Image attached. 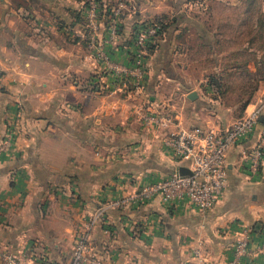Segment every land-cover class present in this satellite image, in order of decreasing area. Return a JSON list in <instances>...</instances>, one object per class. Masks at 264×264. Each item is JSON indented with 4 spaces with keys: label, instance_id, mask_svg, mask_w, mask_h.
Segmentation results:
<instances>
[{
    "label": "crops",
    "instance_id": "0c3cea01",
    "mask_svg": "<svg viewBox=\"0 0 264 264\" xmlns=\"http://www.w3.org/2000/svg\"><path fill=\"white\" fill-rule=\"evenodd\" d=\"M176 1L125 0L118 37L107 47L111 58L128 62L132 29L142 18L165 13L178 28L183 1ZM191 2L187 31L202 36V55L193 41L184 56L166 30L146 61L143 89L135 91L102 71L82 39L84 0H0V137L12 131L15 139L0 157V264L8 251L28 264H68L76 234L101 206L105 218L90 239L107 264H197L196 249L224 261L243 224L252 230L253 248L264 242V163L250 177L238 145L227 152V184L208 210L159 197L109 205L176 168L164 140L178 128L224 129L264 96L257 20L244 42L242 7L222 5L214 13L206 0ZM209 16L217 20L206 28ZM69 26L77 34H68ZM246 53L256 64L245 60L241 69ZM148 106L172 116L169 129L142 126ZM261 121L246 143L257 140ZM255 260L264 263V253Z\"/></svg>",
    "mask_w": 264,
    "mask_h": 264
},
{
    "label": "built area",
    "instance_id": "2783aa9c",
    "mask_svg": "<svg viewBox=\"0 0 264 264\" xmlns=\"http://www.w3.org/2000/svg\"><path fill=\"white\" fill-rule=\"evenodd\" d=\"M126 9L125 0H84V20L86 34L82 39L93 51L95 59L101 64L102 71L112 72L123 84H130L135 91L143 89L146 61L163 35L161 18L145 17L135 22L130 44L129 60L126 64L111 58L108 46L116 41L119 34L120 19ZM109 11V13H107ZM107 16L103 35L101 21ZM68 34H77L73 26L66 28ZM264 117V96H262L243 115L235 118L224 129H214L201 125L178 128L164 140V145L176 162V168L167 176L143 182L127 197L113 200L109 205L121 207L128 203L147 202L159 197L165 204L186 200L193 208L205 211L212 208L222 196L227 184L226 155L233 146H241V162L250 177H257L264 163V122L257 140L246 143ZM145 128L167 130L173 123L172 116L156 107L142 109L139 116ZM15 139L12 131L0 137V157L13 150ZM186 162V163H184ZM179 166H186L191 174L180 175ZM105 206L99 207L83 223L76 234L68 264H107L93 252L91 232L96 224L105 218ZM252 230L243 224L231 246V252L224 261L209 259L196 249L194 258L197 264H264L255 257L264 253V242L252 247ZM29 258L20 253L5 252L2 264H28Z\"/></svg>",
    "mask_w": 264,
    "mask_h": 264
},
{
    "label": "rangeland",
    "instance_id": "374dc122",
    "mask_svg": "<svg viewBox=\"0 0 264 264\" xmlns=\"http://www.w3.org/2000/svg\"><path fill=\"white\" fill-rule=\"evenodd\" d=\"M171 1V3H176L177 1L176 0H169ZM183 1V4L181 5L182 7L177 10L179 11L178 12V16L180 18V20H182L183 23H180L181 25L177 28V26H172L174 24V21L169 18L167 19V17H165V13L164 14H160V15H157V16H154L157 17V18H161L165 23H166V27H167V30L168 32H172L176 37L175 40H178L179 41V45L180 46V49H182V53L184 54V56H186L187 54V46H188V43H192L193 41H195V44L196 42H198V48H197V51L199 52L200 55H202V51H203V47H202V36H198L199 38H192V35L190 32H188V26H187V8H189V5L192 4V0H182ZM196 1V0H194ZM206 4L208 5V7L211 8V10H214V13L217 11V7L218 6H222V5H237L238 7H242L243 11H247L248 13V16L245 17V13L243 12L242 13V18H243V41L245 42L247 39V36L246 34H250L251 30L250 29V26L252 24V21L253 20H257L258 22V32H259V36L256 37V41L259 42L258 40L261 39V36L262 34L264 33V0H206ZM187 5V6H185ZM175 14V13H174ZM218 14V13H217ZM196 15L199 17V29L201 30L202 29V18L204 15H202L200 12L196 13ZM239 15V14H238ZM208 17V16H207ZM256 17V18H255ZM174 18V16H173ZM217 19L215 20H212V17L209 16L208 18V21L207 20H204V26L206 28H211V27H214L213 26V22L216 21ZM171 22V23H170ZM206 22V23H205ZM254 22V21H253ZM173 23V24H172ZM208 23V25H207ZM175 31H177V33H175ZM263 40H264V36H263ZM262 40V42H264ZM259 45V43H256ZM178 48H176L177 50ZM178 49V50H180ZM245 52V51H244ZM200 58V60L203 59V56H198ZM255 56H249V54H244V57L242 59V62L240 63V65L242 66L241 69H246V63L245 60L248 61H251L256 64V61H255ZM202 61H200V64L202 65L201 63ZM239 66V67H241ZM247 69H250L247 67Z\"/></svg>",
    "mask_w": 264,
    "mask_h": 264
},
{
    "label": "water",
    "instance_id": "95a60500",
    "mask_svg": "<svg viewBox=\"0 0 264 264\" xmlns=\"http://www.w3.org/2000/svg\"><path fill=\"white\" fill-rule=\"evenodd\" d=\"M197 97V93L192 91L188 94V98L194 100ZM178 172L180 175L191 174L190 170L186 166H179Z\"/></svg>",
    "mask_w": 264,
    "mask_h": 264
},
{
    "label": "trees",
    "instance_id": "16d2710c",
    "mask_svg": "<svg viewBox=\"0 0 264 264\" xmlns=\"http://www.w3.org/2000/svg\"><path fill=\"white\" fill-rule=\"evenodd\" d=\"M166 30H167L166 23L163 22V34H164V32H165ZM156 44H157V43H156ZM155 46H156V45H155ZM155 46L153 45V46L150 47L151 51L154 49Z\"/></svg>",
    "mask_w": 264,
    "mask_h": 264
}]
</instances>
